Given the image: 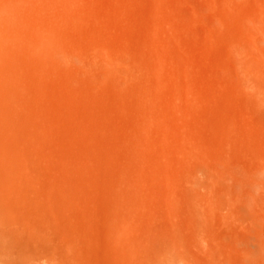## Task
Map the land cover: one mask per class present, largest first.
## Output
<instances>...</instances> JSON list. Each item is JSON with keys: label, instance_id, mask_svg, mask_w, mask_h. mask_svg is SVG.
<instances>
[{"label": "rangeland", "instance_id": "rangeland-1", "mask_svg": "<svg viewBox=\"0 0 264 264\" xmlns=\"http://www.w3.org/2000/svg\"><path fill=\"white\" fill-rule=\"evenodd\" d=\"M0 192V264H264V0H0Z\"/></svg>", "mask_w": 264, "mask_h": 264}, {"label": "bare ground", "instance_id": "bare-ground-1", "mask_svg": "<svg viewBox=\"0 0 264 264\" xmlns=\"http://www.w3.org/2000/svg\"><path fill=\"white\" fill-rule=\"evenodd\" d=\"M0 193H1V192H0ZM2 194H3V193H2ZM0 197H1V195H0ZM2 197H3L2 199L0 198L1 201L3 200V203L6 204L5 201H4V199H6V198H4L5 196L2 195ZM1 205H2V204H0V208L3 207V206H5V205H3V206H1ZM4 208H5V207H4ZM6 208H7V206H6ZM6 208H5V211H7ZM1 209L3 210V208H1ZM1 213H3V212H1ZM6 213H8V212H6ZM2 215H3V214H2ZM5 217L7 218L6 215H3V219H4ZM0 218H2V217L0 216ZM6 218H5L4 220H7V219H8V218H7V219H6ZM0 220H1L2 223L4 222V220H2V219H0ZM1 222H0V223H1ZM2 223L0 224V226H1L0 228H2V225H3ZM5 223H6V222H5ZM7 223H8V222H7ZM3 226H5V225H3ZM5 228H6V227H5ZM2 229H3V228H2ZM2 229H0V230H2ZM5 230H6V229H5ZM5 230H4V231H5ZM2 231H3V230H2ZM2 233H3V232H2ZM2 233H0V236H1V237H2V236H3V237L7 236L5 233H4L5 236H4ZM1 234H2V235H1ZM1 237H0V238H1ZM3 237H2V238H3ZM5 239L7 240V237H6ZM0 240H1V239H0ZM3 241H4V239L2 240V242H3ZM7 243H8V242H7ZM2 244H4V243H2ZM0 247H1V246H0ZM5 250H6V249H5ZM7 250H8V248H7ZM9 252H10V251H9ZM9 252H8V253H9ZM1 253H2V252H1ZM11 254H12V253H11ZM0 255H1V254H0ZM6 255H7V254H6ZM13 255H14V253L12 254V258H13ZM1 256H2V255H1ZM18 256H20V255H18ZM9 257H10V256H9ZM3 258H4V257H3ZM16 258H17V257H16ZM20 258H22V257H20ZM6 259H7V258H6ZM1 260H3V259H1ZM4 260H5V258H4ZM9 260L11 261V259H9ZM17 260H18V259H17ZM10 261H8V262H10ZM14 261H15V260H14ZM22 261H23V260H22ZM3 262H4V261H2V264H3ZM18 262H19V260H18ZM18 262H17V263H18ZM5 263L7 264V262H5ZM10 263H11V262H10ZM14 263L16 264V262H14ZM8 264H9V263H8Z\"/></svg>", "mask_w": 264, "mask_h": 264}]
</instances>
